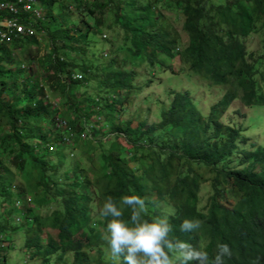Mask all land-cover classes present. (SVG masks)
Listing matches in <instances>:
<instances>
[{
  "label": "trees",
  "instance_id": "1",
  "mask_svg": "<svg viewBox=\"0 0 264 264\" xmlns=\"http://www.w3.org/2000/svg\"><path fill=\"white\" fill-rule=\"evenodd\" d=\"M39 3L44 10L42 20L36 19L32 12L25 16L26 24L34 26L31 28L35 35L0 46V239L8 231L4 218L20 216L21 229L28 235L30 260L51 264L55 257L58 264H106L104 253L82 260L85 253L81 245L89 249L105 248L99 230L103 222L99 219L93 222L96 214L91 206L98 207L105 197L115 201L121 195L135 194L145 199L149 216L167 214L169 223L170 210L178 213L193 210L190 215L204 220L209 253L217 243H227L235 256L230 264H264V148L247 152L226 143L199 146L194 141L185 145L178 121L189 110L188 102L178 104L170 119L163 102L156 100L158 124H149L147 116L141 117L137 112L128 114L130 106L139 105L141 89L135 84L136 65L150 67L146 54L154 49L159 38L173 41L182 18L186 27L204 15L214 29L209 45L220 52L223 63L234 68L241 56L238 50L232 51L234 42L228 53L221 43L223 38L231 37L225 22L241 23L252 30L257 21H264L261 7L253 6L249 12L240 0L234 7L228 5V0H39ZM56 3L58 14L53 15ZM214 7L220 19L208 16ZM59 16L62 22L56 23ZM103 28L121 31L118 34L121 45L112 46L114 54L110 61L101 63L92 51L95 42L89 36L93 30ZM44 36L50 42L48 52L39 58L31 50L28 54L29 64L36 59L39 68L22 63L18 74L11 70L7 80V48L25 53L23 40L38 48L40 37ZM121 50L127 52L126 59L131 58L132 62L117 60L116 54ZM242 67V72H233V77L241 79V87L253 98L263 99L264 83L257 85L255 76L260 71L264 73V47L254 64L244 62ZM74 74H81L82 80L73 81ZM151 101L148 103L152 104ZM59 120L69 126L74 145L65 146L60 139ZM135 120L139 123H133ZM97 133L101 135L95 146L93 135ZM112 136L126 140L129 148L117 139H110ZM49 143L56 144L55 152H50L48 146L44 148ZM186 154L197 158L190 160ZM161 176L174 177L172 187L166 191L157 183ZM185 181L199 187L210 181L212 195L208 204L195 208L197 198L179 196L175 188L183 191L188 186ZM50 197L60 200L59 208L73 209L74 220L58 221L62 214H37V210L41 212L53 204ZM228 198L233 203L231 208L222 202ZM189 200L191 207L187 204ZM29 201L36 210L30 208ZM156 201H161L164 208L157 207ZM127 215L125 209L124 218ZM169 235L173 239L180 237L178 226H173ZM8 246L4 251L0 249L2 264H8L12 249L10 243ZM68 252L75 258L73 263L65 260Z\"/></svg>",
  "mask_w": 264,
  "mask_h": 264
},
{
  "label": "clouds",
  "instance_id": "2",
  "mask_svg": "<svg viewBox=\"0 0 264 264\" xmlns=\"http://www.w3.org/2000/svg\"><path fill=\"white\" fill-rule=\"evenodd\" d=\"M240 3L249 12L253 6H260L264 16V3L261 0H240ZM228 5L236 6L237 0H228ZM36 6L40 7L39 0H37ZM40 8L41 16L44 10L42 7ZM207 8L210 9V6ZM216 12L217 9L214 7L208 16L220 19L215 15ZM25 16L21 15V18L25 20ZM225 24L231 37L223 38L221 43L228 53L231 49V42H234L236 46L232 48V51L238 50L241 56L239 64L234 68L223 63L220 52L209 45L208 40L212 37L214 29L208 19L202 15L186 27H184V18H182L177 24V34L173 41L159 38L154 49L146 54L150 67L145 64L136 65L137 77L135 81L141 76L138 69L144 67L161 78L163 75H167L165 83L160 84V81H157L158 86H163V90L156 100L163 102L170 119L171 112L176 110L178 104L186 102L190 104L189 110L181 114L178 121L184 132L185 145L194 141L198 142L199 146L226 143L235 149L253 152L261 147L264 148V145L255 141L259 136L264 137V135L250 126L242 125L238 129L237 122L257 114L259 111H255V108H264V98L261 100L253 98L241 87V79L233 77V72H242L244 62L254 64L258 58L264 47V33L261 32V24H264V21L263 19L257 21L252 30L241 23L225 22ZM254 37L258 38L259 46ZM20 39H14L13 42ZM199 56H203L205 59H194ZM125 61L132 62V59L127 58ZM127 66L130 67V65ZM75 79L82 80V75L74 74L72 80ZM142 81L149 84L153 79L143 78ZM255 81L257 85L264 83L262 71L257 73ZM144 83L138 87L141 89L140 95L143 92ZM167 86H170V89ZM220 87L223 94L221 100L217 101ZM163 98L166 100L163 101ZM146 99L152 100L151 106L155 105L153 109L156 111V100H153L152 96ZM234 103L235 105L231 109ZM133 123L138 124L139 121L135 120ZM58 127H60V139L63 140L65 146H71L74 137L73 133L68 131L69 126L59 120ZM65 129L67 132H63ZM242 131L246 134L251 132L253 137L242 134ZM47 146L50 152H55L57 149L55 143H49L44 148ZM185 157L193 161L197 158L190 154H186ZM202 172L206 175L208 173L206 170H202ZM185 183L187 182L185 181ZM187 185L183 191L179 188H175V191L194 197L189 191L190 184L187 183ZM206 188L208 194L204 195L203 191ZM201 195L203 201H198L195 208L201 209L202 206L208 204L212 195L210 182L202 184ZM50 198L54 203L46 206V209L49 210L48 215L62 214L57 217L58 221H64L66 218L74 220L73 209L68 211L61 209L58 206L60 200ZM204 199L205 203L203 204ZM222 202L229 208L233 206L231 198H228L227 202ZM54 206L56 209L53 211ZM91 207L93 213L96 214L95 220L99 219L103 222V226L99 227V230L101 231L100 240L105 248L89 249L83 244L81 249L85 254L95 258L104 253L106 264H230L235 257L227 243H217L210 253L206 250L204 220L199 216L190 215L193 210L183 213L170 210L172 222L169 223L167 214L149 216L145 199L135 194L121 195L115 201L110 196L105 197L98 207L95 204ZM125 209L128 211L127 218H124ZM15 220L21 223L20 217ZM173 226H178L180 237L177 239H173L169 235ZM71 238H76V236H71ZM5 239L7 238H2L0 242V249L3 251L9 247L6 246ZM66 254L65 257L73 258V263L74 256L69 252ZM0 264L2 263L0 262ZM51 264H58L55 257Z\"/></svg>",
  "mask_w": 264,
  "mask_h": 264
},
{
  "label": "rangeland",
  "instance_id": "3",
  "mask_svg": "<svg viewBox=\"0 0 264 264\" xmlns=\"http://www.w3.org/2000/svg\"><path fill=\"white\" fill-rule=\"evenodd\" d=\"M64 8L66 7V5L63 6ZM71 7L67 6V9ZM73 10V9H71ZM40 11L41 8L38 6H35L33 8V14L35 16V18L37 19H41L42 17L40 16ZM53 15H57L58 14V3L55 4V6L53 7L52 10ZM43 14V13H42ZM26 23H28L27 20H25ZM58 22H62V18L61 16L58 17V19L56 20V23ZM27 29H31V27H34L33 25L31 26H25ZM261 32L264 33V24H261ZM97 30H93L89 36V38L95 42V44L92 47V51H94L97 55V59L98 61H101V63H103L104 60H106L107 62L110 61L111 57L114 54V50L112 49V46L116 45L117 47H119L121 45V38L118 36V34L121 32L118 29H116V31L118 32H114L111 30H107V29H101L100 31H97L98 34H96ZM35 34V33H33ZM40 44L37 47H35V45H31L29 43L28 40H23V52L17 50V51H12L10 48H7V54L5 55V63H6V72H7V76L6 79L9 80V73L11 70H14L16 72V74H18V71L21 67V64L24 63L26 67L28 66H33L34 69L39 68L38 66V60H34L33 64H29V50H31V53H33V55L35 56V58H39L40 56H44L47 52H48V46L50 45L49 40L44 36V38L42 39V37H40ZM255 38V42L257 43V45L259 46L258 43V38ZM2 53L1 49H0V54ZM127 52L125 50H121V53L116 54V58L118 61H120L121 59L125 60L127 55ZM36 54V55H35ZM107 55V57H105ZM14 58L15 61H11V59ZM122 62H119V65H121ZM138 72L141 74V76H139L137 78V80L135 81V84L137 87H139L140 85H142L144 82L142 81V79H153V81H151V83L149 84H145L144 83V88H143V92L141 93V95H139V105L138 103L133 104L132 106L129 107V111L128 114H130L131 112H137L138 114L141 115V117H145L147 116V119L149 121V124H158L159 120L156 116V112L153 109V107H155V105H153V107L151 106V104H149L148 102L150 101L148 98L149 96H152L153 100H156L159 97V93L163 90V86H158L157 81H160V84L165 83L167 81V75H163V77L161 78L160 76L154 75L153 72H149L148 69H146L145 67L142 69H138ZM1 81H0V87H1ZM11 84H8L7 86L9 87ZM168 89H170V86H167ZM219 94H218V98L217 101H220L222 98V88H219ZM89 92H93L92 88H89L88 90ZM139 92V91H138ZM145 99V102H142V100ZM166 100L165 98H163V101ZM238 102V101H237ZM235 102V103H237ZM26 105L24 108H27L28 102H25ZM232 104L231 109L233 108V106L235 105ZM26 111H29L28 109ZM255 111H259L257 112V114H254L250 117H247L245 120H239L237 122V128L239 129L242 125L244 127L246 126H250L251 128L257 129L259 130L263 135H264V108H255ZM133 114V113H132ZM125 120L127 119V116L124 117ZM242 134L247 135L248 137H253V134L251 132H249L248 134H246L245 132L242 131ZM100 133L94 134L93 135V144L96 146L98 144V139L97 137L100 136ZM81 139H83V136H81ZM110 139H117L121 144L125 145L127 148H129V146H127L126 144V140H121L120 138L117 137H110ZM255 141L260 144V145H264V137L259 136L258 139H255ZM75 142L72 140V145H74ZM101 160V159H100ZM130 166H134V163H130ZM207 176H210V173H207ZM210 182V181H207ZM157 183L160 185L161 190L166 191L168 187H172V184L174 183V177H170V176H166L164 178H162V176L157 179ZM191 188L189 189V191H191V194L194 197H197L198 201L202 200V185H200L201 187H199V184L192 182L190 184ZM27 188H29V186L27 185ZM204 195L208 194V189L206 188L203 191ZM179 196L186 198L187 197V193H181L179 194ZM154 200H156L157 198L154 197ZM14 200H16V198H14ZM203 201V200H202ZM31 204L29 206H31L30 208H33L34 210H36V207L33 205V203L31 201H29ZM152 203H154L153 201H151ZM190 202V203H189ZM54 203V201H53ZM156 206L157 207H161L162 209L164 208V204L161 201H156ZM205 203V199L203 204ZM187 204L189 205V207L192 206L191 201L189 200L187 202ZM18 208H22V205L17 204ZM56 209V207L54 206L52 208V210L54 211ZM2 210V207H0V211ZM8 213V212H6ZM41 213L42 216H47L49 213V210L46 208H43L40 211L37 210V214ZM35 215V214H34ZM20 217V216H18ZM17 217V218H18ZM22 220V217H20ZM95 221V218L93 220V222ZM4 225L6 227L7 234L5 236V243L6 246H8V243L11 244L12 249L10 250V256H9V260H8V264H38L35 261H32L29 259L30 256V249L27 246V240H28V235L25 231V229H21V223L23 222V220L20 222H18L17 220H15V218L13 217H5L4 218ZM1 231V230H0ZM54 235H56V232H52ZM45 237V235H44ZM1 242V239H0ZM10 247V248H11ZM9 248V247H8ZM85 259H93V256L85 254V257L82 258V260ZM65 260H68L70 262H72L73 258L71 256H66Z\"/></svg>",
  "mask_w": 264,
  "mask_h": 264
},
{
  "label": "built area",
  "instance_id": "4",
  "mask_svg": "<svg viewBox=\"0 0 264 264\" xmlns=\"http://www.w3.org/2000/svg\"><path fill=\"white\" fill-rule=\"evenodd\" d=\"M36 4L37 0H0V46L35 35L34 29L25 27L28 24L21 15L33 13Z\"/></svg>",
  "mask_w": 264,
  "mask_h": 264
}]
</instances>
